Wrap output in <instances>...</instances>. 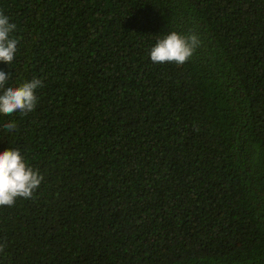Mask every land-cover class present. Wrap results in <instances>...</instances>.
Returning a JSON list of instances; mask_svg holds the SVG:
<instances>
[{
    "label": "trees",
    "instance_id": "obj_1",
    "mask_svg": "<svg viewBox=\"0 0 264 264\" xmlns=\"http://www.w3.org/2000/svg\"><path fill=\"white\" fill-rule=\"evenodd\" d=\"M19 43L0 153L44 177L0 207V264H264V0H0ZM201 45L153 63L171 31ZM15 121V131L3 127Z\"/></svg>",
    "mask_w": 264,
    "mask_h": 264
},
{
    "label": "clouds",
    "instance_id": "obj_2",
    "mask_svg": "<svg viewBox=\"0 0 264 264\" xmlns=\"http://www.w3.org/2000/svg\"><path fill=\"white\" fill-rule=\"evenodd\" d=\"M17 25L3 11H0V62L12 64L18 51L19 40L12 34ZM200 38L192 34H182L175 30L159 38L150 50L153 63L174 62L183 65L189 61L200 47ZM11 74L0 70V115L25 116L35 111L39 100L37 90L44 86L43 80L33 78L18 86H8ZM15 121H6L3 127L15 131ZM44 180L38 168H33L22 154L13 148L0 153V207L14 206L18 198L31 199ZM7 247V238L0 242V253Z\"/></svg>",
    "mask_w": 264,
    "mask_h": 264
}]
</instances>
